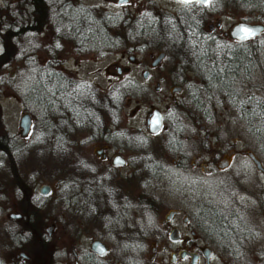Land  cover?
I'll return each mask as SVG.
<instances>
[{
	"label": "flooded vegetation",
	"instance_id": "obj_1",
	"mask_svg": "<svg viewBox=\"0 0 264 264\" xmlns=\"http://www.w3.org/2000/svg\"><path fill=\"white\" fill-rule=\"evenodd\" d=\"M106 1L111 7L75 6L70 0L71 7L61 14L56 7L59 0H0V151L12 157L16 145L1 105L8 90H14L15 97L20 95L26 110L23 115H31L30 105L43 107L48 100L58 117L66 112L60 92L74 91V84L86 89L87 83L73 81L64 68L59 69L61 45L68 44L80 53L103 49L99 51L103 57L108 51L104 49H119L107 72L132 80L135 96L157 95L162 96L157 102L171 99L173 103L165 110L151 103L145 128L135 129L131 138L108 136L98 141L94 152L108 163L102 172L114 171L116 176L129 161L115 141H133L135 155L126 184L117 181L108 190L101 174L100 183L77 185L67 209L61 210L58 200H46L52 192L47 184L0 183V264H146V255L151 261L170 256L171 264H193L194 256L196 264H255L251 255L263 261L264 136L255 134L251 124L262 129L264 120L245 121L254 148L238 150L234 142L225 153L209 147L214 138L210 127L219 105L221 101L227 104L220 98L221 84L214 72L226 66L229 55L220 60L219 47L223 44L230 53L236 47L245 51L253 45L264 47V40H259L264 32L243 40L231 34L238 22L264 24V16L251 9L250 0L239 3L243 12L254 16L231 26L227 19L235 9L229 0H173L177 4L174 10L159 7L155 0ZM60 20L68 23L62 42ZM50 31L52 51L47 47L50 57L44 61L43 36ZM189 47L194 55L203 54L195 62ZM126 59L128 63H124ZM17 63L19 74H9ZM196 64L210 71L201 76L195 72ZM234 84L231 94L253 95L245 79ZM232 108L239 111L240 105ZM187 109L199 111L203 119L197 122L205 133L202 140L195 136L192 154L187 151V127L180 123L181 113ZM155 110L161 112L163 123L153 133L148 123ZM31 117L29 135L34 128ZM168 117L179 120L177 127L165 125ZM21 118L20 136L28 137L21 133ZM163 130L170 137L158 145L156 159L152 155L155 137ZM215 145L225 148L217 141ZM248 150L260 159L263 169L243 154ZM139 177L141 184L130 187ZM108 198L118 209L108 210Z\"/></svg>",
	"mask_w": 264,
	"mask_h": 264
},
{
	"label": "rangeland",
	"instance_id": "obj_2",
	"mask_svg": "<svg viewBox=\"0 0 264 264\" xmlns=\"http://www.w3.org/2000/svg\"><path fill=\"white\" fill-rule=\"evenodd\" d=\"M71 1L75 6H85L88 3L94 5L93 7H111L106 0ZM155 1L158 2L159 7L165 10H174L177 5L173 0ZM229 2L235 11L227 19L228 26L254 16V14L243 12L239 0H229ZM130 5L128 6L130 7ZM62 22L60 20L59 25L61 42L63 29L68 27V23ZM47 34L50 37L49 39L45 38ZM46 35L43 36L44 49L41 53L44 61L50 57L46 49L51 48L52 51V32H47ZM222 45H220L217 52L220 60H223L230 53L227 47ZM102 50L96 48L86 53H80L68 44L61 45L59 69L64 68L69 74L66 73L67 77L73 81L80 84L87 83L85 84L86 89L73 83L74 85H71V87L74 91L67 90L70 95H67V91L60 92L61 99H64L66 103L63 107L66 112L58 117L54 115L52 102L48 100L44 101L43 107L30 105L28 111L33 116L34 128L32 134L28 137L23 138L20 136V118L26 112L21 103L20 95L17 94L18 97H15L13 95L16 93L14 90H8L6 95L3 94L1 105L4 110V123L9 132L15 137L16 145L12 157L0 151V183L10 185L28 183L38 185V187L47 184L52 188V192L46 200L52 202L58 200L57 206H59V209H67L70 194L78 189L77 185L100 183L99 178L102 177L100 175L104 174L102 169L108 163L103 162L94 152L97 145L100 144L98 141H103L108 136L131 138L135 129L145 128L146 116L151 103L163 110L173 103L171 99L159 103L157 102L158 98L162 96L157 95L135 96L132 80L120 79L107 72V69L116 60L114 55L118 53L119 49L117 51L111 49L112 52L109 48L104 49L108 50L105 52V57L100 55L99 51ZM187 50L195 57L194 62L203 55L202 53L194 55L195 50L190 47ZM124 63H128V60L126 59ZM12 66L7 72L9 74L13 72L19 74L20 65L17 63ZM196 68L195 72H198L201 76L203 74L207 75L210 71L201 64H196ZM250 87L251 92H253L251 94L261 98L264 102V74L257 73L255 81ZM152 98L155 99L152 100ZM178 99L182 103L181 95ZM217 115L215 123L210 127V131L214 134V138L210 142V150L227 153L234 142H236L235 146L238 150L255 147L254 140L252 141L249 137L246 123L241 121L240 114L236 109L234 110L231 106L229 107V104L227 106L221 101ZM202 119L203 117L199 111L195 112L192 109H187L186 113H181L180 123L185 124L187 127V138L185 140L187 151L190 154L196 151L195 136L197 135L202 140L205 135L204 132L200 131L201 123L197 122ZM178 121L168 117L165 125L170 128L177 127ZM169 137L170 133L166 130L155 137V152L152 154L153 156L156 155L154 158L157 159V153H159L158 145ZM216 141L219 144H224L225 148L215 145ZM132 142L128 139H116V145L124 150V155L129 164L120 169V176H116L115 172L110 170L108 175H103V184H107L108 190L117 181H122L124 184L128 182L126 179L130 178L132 170L131 163L133 160L131 158L135 155ZM169 165L172 166L171 161H169ZM94 169L97 171H94ZM175 170L178 171V169ZM106 180L108 181L106 182ZM135 184H141V177L136 182H130V187L135 188ZM126 189L128 188L126 187ZM107 200L109 211L118 209L113 208L109 198ZM125 209L127 208L124 206L123 211ZM67 216L68 214L65 213V217ZM79 221L84 220L79 217ZM135 258L138 259V257ZM251 258L255 260V264H264V260L262 261L260 256L251 255ZM144 261L146 264H171L170 256L165 258L158 256L151 261L150 255H146ZM138 263L141 264L140 261Z\"/></svg>",
	"mask_w": 264,
	"mask_h": 264
},
{
	"label": "trees",
	"instance_id": "obj_3",
	"mask_svg": "<svg viewBox=\"0 0 264 264\" xmlns=\"http://www.w3.org/2000/svg\"><path fill=\"white\" fill-rule=\"evenodd\" d=\"M52 1V0H51ZM242 3L246 0H240ZM251 9L255 12L261 13L264 16V0H250ZM53 8V5L50 6ZM60 13L63 14L64 10L71 7L70 0H59L58 5ZM65 13H67L65 11ZM259 40H264V34L259 37ZM94 49V48H92ZM257 73L264 74V47L251 46V48L245 51L242 47H236L232 53L227 57V64L225 67L216 70L215 76H219L220 98L225 99L227 104L232 107L240 105L239 114L244 121H259L264 120V102L256 95L247 97L239 96L230 92L235 90V84L240 79H245L246 83L253 84ZM60 82L64 79L60 76ZM233 98V100H232ZM232 100V103L230 102ZM234 101V102H233ZM252 130L257 135L264 136V128L260 129L256 127L255 123H252ZM260 130H263L261 133ZM10 148L8 149V152ZM12 156V154H11Z\"/></svg>",
	"mask_w": 264,
	"mask_h": 264
},
{
	"label": "water",
	"instance_id": "obj_4",
	"mask_svg": "<svg viewBox=\"0 0 264 264\" xmlns=\"http://www.w3.org/2000/svg\"><path fill=\"white\" fill-rule=\"evenodd\" d=\"M183 1V0H182ZM122 2H126V0H123ZM190 2H199V0H190ZM251 28L254 32V35L249 36L248 38H253L256 35H259L261 33L264 32V24L263 23H248V22H238L235 27L233 28L231 34L234 38L242 40L240 37L243 35V33L240 31L241 28ZM246 38V39H248ZM159 120L158 124H154L153 122L155 120ZM32 117L30 114H25L23 115V117L21 118V128L22 130V135L23 136H27L29 135L30 131H31V127H32ZM162 115L161 112L159 110H155V113H153V117L150 118L149 123H148V127L151 130V132L156 133L158 132L161 127H162ZM243 154L248 155L249 157H251V159L255 162V164L257 165L258 168L263 169L262 166V162L260 161V159L255 155V153L251 150L248 151H243ZM117 160H120V162H122V158L118 157ZM117 162V161H116ZM227 164H225L224 166H226ZM48 190L49 187L45 186V190ZM185 255H183L184 257ZM193 264H196V256H194L193 258ZM208 264H212V263H208Z\"/></svg>",
	"mask_w": 264,
	"mask_h": 264
},
{
	"label": "snow or ice",
	"instance_id": "obj_5",
	"mask_svg": "<svg viewBox=\"0 0 264 264\" xmlns=\"http://www.w3.org/2000/svg\"><path fill=\"white\" fill-rule=\"evenodd\" d=\"M183 2L184 3H189L190 0H183ZM199 2H201V3H211L212 0H199ZM240 31L243 33V35L240 37L242 40L248 38L249 36L254 35V32H253V30L251 28H247V27L241 28ZM153 123L154 124H158L159 120L157 119Z\"/></svg>",
	"mask_w": 264,
	"mask_h": 264
}]
</instances>
